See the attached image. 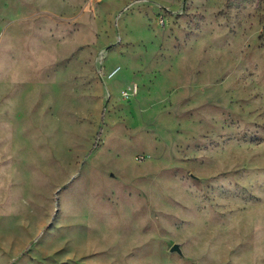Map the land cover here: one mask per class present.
Returning <instances> with one entry per match:
<instances>
[{"label":"rangeland","instance_id":"obj_1","mask_svg":"<svg viewBox=\"0 0 264 264\" xmlns=\"http://www.w3.org/2000/svg\"><path fill=\"white\" fill-rule=\"evenodd\" d=\"M0 264H264V0H0Z\"/></svg>","mask_w":264,"mask_h":264},{"label":"water","instance_id":"obj_2","mask_svg":"<svg viewBox=\"0 0 264 264\" xmlns=\"http://www.w3.org/2000/svg\"><path fill=\"white\" fill-rule=\"evenodd\" d=\"M172 249L178 250V246L175 245V246L172 247Z\"/></svg>","mask_w":264,"mask_h":264}]
</instances>
